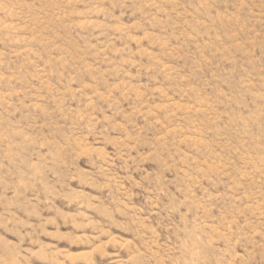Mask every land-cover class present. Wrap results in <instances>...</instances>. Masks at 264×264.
I'll list each match as a JSON object with an SVG mask.
<instances>
[{
    "label": "rangeland",
    "instance_id": "obj_1",
    "mask_svg": "<svg viewBox=\"0 0 264 264\" xmlns=\"http://www.w3.org/2000/svg\"><path fill=\"white\" fill-rule=\"evenodd\" d=\"M0 264H264V0H0Z\"/></svg>",
    "mask_w": 264,
    "mask_h": 264
}]
</instances>
